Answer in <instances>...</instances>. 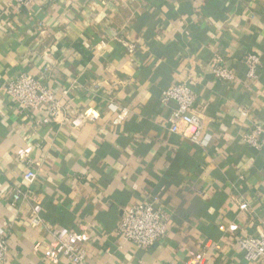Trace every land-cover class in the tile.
<instances>
[{"label":"crops","instance_id":"crops-1","mask_svg":"<svg viewBox=\"0 0 264 264\" xmlns=\"http://www.w3.org/2000/svg\"><path fill=\"white\" fill-rule=\"evenodd\" d=\"M248 53L262 61L250 84L240 62ZM215 54L234 83L213 75ZM22 74L56 94L64 117L40 125V115L18 110L2 87ZM189 78L198 79L194 108L210 123L207 147L172 133L177 105L160 104L163 90ZM252 123L264 125V0H44L19 11L0 0L8 264H49L55 247L32 227L29 203L8 204V188L34 194L48 225L86 234L87 264H177L201 253L207 264H264L247 262L238 245L264 236V150L241 139ZM29 166L33 185L24 178ZM154 197L167 237L146 250L122 247L123 210Z\"/></svg>","mask_w":264,"mask_h":264},{"label":"built area","instance_id":"built-area-1","mask_svg":"<svg viewBox=\"0 0 264 264\" xmlns=\"http://www.w3.org/2000/svg\"><path fill=\"white\" fill-rule=\"evenodd\" d=\"M14 8L19 11L22 7H28L37 1L44 0H13ZM240 62L246 68L247 84L259 80V72L262 68V61L259 55L248 53ZM212 73L215 78L223 83H234L237 76L231 70L221 54H215L213 58ZM198 79L189 78L186 81L170 86L163 90L160 96V104L167 106L175 102L177 107L173 112L170 123L172 133L188 138L193 144L207 147L212 142V136L208 132L210 123L205 117L204 111L195 110L196 103L195 87ZM3 92L12 98L22 113H34L40 115L38 123L51 124L57 122L63 116V105L56 94L42 81L31 75L22 74L16 80L6 83L2 87ZM115 108V107H113ZM238 112L244 118H248L249 110L239 107ZM122 121V115L115 119V123ZM78 121L73 124L77 125ZM191 131L187 137L186 132ZM242 142L257 151L264 150V125L252 123L242 134ZM25 181L33 185L38 175L29 166L25 173ZM6 201L10 205L19 202L29 203L32 210L31 225L33 228H40L51 236L55 241V247L47 255L49 264H57L65 259L69 264H87V251L85 248L86 234L72 232L67 229H57L48 225L40 216L41 204L39 199L29 190L8 188ZM168 233V220L162 214L160 199L154 197L152 200L141 204L133 205L123 210L121 219L117 225V234L121 240L122 247L131 244L136 249L146 250L159 241L165 239ZM7 236L0 230V264H8ZM241 251L244 252L245 260L249 263L264 260V236H249L238 241ZM40 245L35 246V250ZM177 264H207L204 253L193 256L187 261Z\"/></svg>","mask_w":264,"mask_h":264}]
</instances>
